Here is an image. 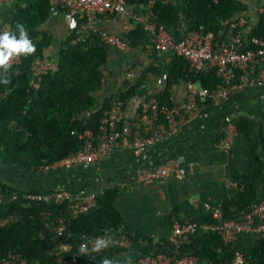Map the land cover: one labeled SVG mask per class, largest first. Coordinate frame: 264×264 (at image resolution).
Instances as JSON below:
<instances>
[{
	"label": "trees",
	"instance_id": "16d2710c",
	"mask_svg": "<svg viewBox=\"0 0 264 264\" xmlns=\"http://www.w3.org/2000/svg\"><path fill=\"white\" fill-rule=\"evenodd\" d=\"M125 1L142 7L148 0ZM184 2L189 21L186 28L212 31L216 42L224 38L225 30L231 22L243 16L241 11L245 7L239 0ZM151 10L155 23L162 24L168 31L178 25L180 9L171 2L153 0ZM49 13L48 0H35L25 6H13L10 31L18 35L16 24H24L36 51L33 55H21L20 62L10 66L5 74L0 68V79L9 80L8 84L0 82V165H13L24 174H39L43 173L39 171L40 168L52 166L74 154L84 144V130L89 129L95 133L98 131L104 112L113 100H120L125 108L137 89L146 81L148 74H165V88L151 96L158 105H173L169 92L173 83L191 81L213 90L220 82L214 69L190 70L186 59L169 52L164 65L154 62L148 64L135 82L125 81L118 91L98 101L94 92L101 85V68L105 66L110 46L102 42L97 32L82 28L86 20L84 17L78 19L77 28L71 31L70 40L73 42H68L59 49L56 68L46 69L34 76L33 61L41 57L43 47L49 44L45 34L38 39L40 32L37 28ZM144 33L140 25L134 24L125 34L129 46L141 44ZM242 35L247 40L252 36L264 40L263 15L260 14L255 27L249 30L244 27ZM151 49L155 50L152 45ZM236 75H239L238 71ZM234 97L237 98V95ZM231 120L237 132L252 138L255 122L243 116L233 117ZM255 179L256 177H233L242 187L235 190L232 200H226L220 205L221 220H238L258 202ZM50 190H26L0 180V218L12 216V220L0 226V257L8 251H14L33 264H51L57 257L60 243L68 244V252H71L83 238L118 233H123L131 244L126 250H133L138 256L159 252L177 254L171 242L154 241L148 235L129 227L115 205L120 193L116 185L103 190L95 207L67 221L64 237L59 243L53 232L45 226L42 213L50 211L53 217L64 210L66 203L27 201L22 198L26 193H46ZM176 215L177 210H174L172 215L163 218V222L171 226L174 221L181 222L184 219L198 224L219 221L210 213L196 218H178ZM173 216L176 220H173ZM235 250L241 251L245 264H264V235L243 248L238 241L223 242L217 232L209 231L192 236L177 249L178 255L197 256L198 264H225L233 259ZM116 252L114 247L105 248L101 252H90L79 256L73 264H100L103 258H109Z\"/></svg>",
	"mask_w": 264,
	"mask_h": 264
},
{
	"label": "crops",
	"instance_id": "0c3cea01",
	"mask_svg": "<svg viewBox=\"0 0 264 264\" xmlns=\"http://www.w3.org/2000/svg\"><path fill=\"white\" fill-rule=\"evenodd\" d=\"M33 1L35 0H0V28L11 21L14 4L25 6ZM163 1H169L180 9L178 25L169 30L173 39L179 40L189 23L186 18L185 2ZM239 1L245 6L241 15L246 21L244 27L249 30L258 24L264 0ZM95 23L98 28L118 36H125L134 26L131 20L123 19L117 14L98 15ZM37 29L40 32L38 39L45 34L49 44L43 47L41 57L33 61L34 76L46 69L56 68L59 49L68 42H73L70 40L72 30L59 13H49ZM166 59L165 53L151 49L146 33L142 35L141 44L135 47L129 46L124 51L108 48L105 66L101 68V85L94 92L96 100L102 101L115 93L125 81L135 82L148 64L154 62L164 65ZM184 83L180 81L169 87L173 103L184 102ZM165 86V74H148L146 81L125 105L124 114L132 115L138 99L151 97L161 92ZM225 116L230 118L243 116L255 122L252 138L236 132L227 151L221 150L217 145L222 137L221 127ZM169 160H175L184 166L186 174L183 179L166 178L150 182L135 180L134 174L137 169L163 164ZM56 165L39 174H24L13 165H0V180L26 190L33 188L49 190L56 187L71 190L81 188L104 190L116 185L120 193L115 205L129 227L148 235L154 241L170 242L172 227L165 224L163 218L172 215L174 210H177L178 218L207 215L208 212L203 209L204 203L220 206L222 202L235 197V190L226 185L228 179L256 177L257 201L264 202V86L245 88L237 94V98L233 96L206 108L201 115L193 117L177 133L163 138L142 153L114 150L86 168L64 169ZM176 217L173 216V220H176ZM255 240L252 234H241L236 241L246 248ZM138 257L133 250H125L117 251L108 259H111L113 264H128Z\"/></svg>",
	"mask_w": 264,
	"mask_h": 264
},
{
	"label": "built area",
	"instance_id": "2783aa9c",
	"mask_svg": "<svg viewBox=\"0 0 264 264\" xmlns=\"http://www.w3.org/2000/svg\"><path fill=\"white\" fill-rule=\"evenodd\" d=\"M152 4L153 0H148L142 7L127 4L125 0H48L50 13L61 14L69 29H76L78 19L84 17L86 20L82 25L83 28L97 32L104 44L121 51L129 48L126 37L98 28L95 19L101 14H117L123 19L131 20L134 24L140 25L156 51L165 54L173 52L183 57L193 71L214 69L220 79L219 84L215 89L208 90L198 83L187 81L184 83V102L168 106L158 105L153 97L141 98L135 102L133 114L130 116L124 114L120 100H113L104 112L98 131L95 133L89 129L84 130L83 146L74 154L57 162L56 166L64 169L86 168L114 150L142 153L163 138L177 133L193 117L201 115L206 108L236 96L245 88L264 86V40L255 36L247 40L242 35L246 22L244 17L227 26L222 41L216 42L214 33L203 32L202 28L190 30L186 28L183 36L175 40L162 24L155 23ZM260 14L264 17V5L260 9ZM73 22L75 27L72 26ZM5 30H10L9 24L0 28V32ZM20 60L21 55H14L9 64L10 66L18 64ZM236 71L239 72L238 76ZM221 132L222 137L217 145L221 150L227 151L237 132L229 116L223 118ZM51 167L45 166L39 171L46 172ZM185 174L184 166L175 160H169L163 164L139 168L134 177L137 182H150L166 178L181 180ZM226 185L234 190L242 187L232 179H228ZM85 189L71 190L56 187L46 193H26L22 198L27 201L66 203L64 210L53 217L50 211L42 213L45 226L53 232L60 243L64 237L67 221L95 207L98 197L103 192V190ZM203 209L219 221L201 224L190 219L174 221L171 225L170 242L177 254L150 253L139 256L128 264H198L197 256L178 255L177 251L181 244L198 233L217 232L223 242L235 241L241 234H252L256 240L264 235V202L254 203L238 220H221L222 210L219 205L211 206L204 203ZM10 220L12 216L0 218V226ZM97 238L108 242L106 248L114 247L119 252L131 246L123 233L83 238L71 252H68L70 250L68 244L60 243L57 257L51 264H73L81 255L101 252L105 248L93 251ZM0 264H33V262L28 261L18 252L8 251L0 257ZM225 264H245V258L241 251L235 250L233 259Z\"/></svg>",
	"mask_w": 264,
	"mask_h": 264
},
{
	"label": "clouds",
	"instance_id": "9594fccd",
	"mask_svg": "<svg viewBox=\"0 0 264 264\" xmlns=\"http://www.w3.org/2000/svg\"><path fill=\"white\" fill-rule=\"evenodd\" d=\"M72 26L75 27V22H73ZM16 29L18 30V35L16 32L10 30L0 32V68L3 69L4 74L8 72L10 67L9 61L14 55L29 56L33 55L36 51L35 44L29 38L24 24L17 23ZM0 82L8 84L9 80L7 78H3L0 79ZM107 246V241L97 238L95 240V247L93 248V251H100ZM100 264H113V261L105 257L101 260Z\"/></svg>",
	"mask_w": 264,
	"mask_h": 264
}]
</instances>
